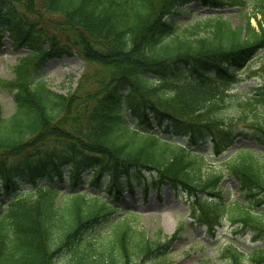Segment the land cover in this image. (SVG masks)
I'll use <instances>...</instances> for the list:
<instances>
[{
  "label": "trees",
  "instance_id": "trees-1",
  "mask_svg": "<svg viewBox=\"0 0 264 264\" xmlns=\"http://www.w3.org/2000/svg\"><path fill=\"white\" fill-rule=\"evenodd\" d=\"M195 1L238 6L244 22L219 12L178 19ZM8 37L29 51L3 81L15 110L0 109V264H172L161 229L123 218L104 231L119 206L102 193L136 187L183 190L212 233L228 220L264 239L254 209L264 202V151L234 147L238 136L264 145V81L229 92L258 54L264 71V0H0V48ZM74 56L84 62L76 87L55 90L47 60ZM208 139L229 151L223 168L243 201L227 199L226 173L205 174L197 147ZM223 251L230 264H264V244Z\"/></svg>",
  "mask_w": 264,
  "mask_h": 264
},
{
  "label": "rangeland",
  "instance_id": "rangeland-1",
  "mask_svg": "<svg viewBox=\"0 0 264 264\" xmlns=\"http://www.w3.org/2000/svg\"><path fill=\"white\" fill-rule=\"evenodd\" d=\"M190 8L195 9L191 16L182 14L177 16L181 21L189 22L202 17L209 10L197 3H192ZM211 11V10H210ZM225 16L231 18L234 25L244 22V15L239 9H225ZM255 23V21H253ZM28 49L17 50L12 47V40H5V45L0 48V109L4 116L11 115L15 110V102L11 91L3 84V81L14 77V66L19 62L23 54L28 53ZM261 54H258L252 61L240 71L238 78L231 84L232 93H251L252 88L261 85L264 81V71L261 70ZM45 69L46 80L57 91L67 93L77 85L83 71V60L80 56L64 57L61 59H49ZM264 105V104H262ZM230 110V109H229ZM230 112V111H228ZM236 129L246 131L250 126L246 123L236 121ZM239 146H249L263 149L255 140H237ZM208 146V144H204ZM227 154V153H226ZM225 154V155H226ZM224 156H217L215 153L207 155L206 171L215 173H226L223 168ZM229 198H236L239 193V184L229 175H225L221 181ZM161 196H157L154 191L147 198L141 200V192L136 189V200L130 198L127 193L126 198H120L117 203L122 207L112 214V220L103 226L104 231L112 228L111 225L123 218L145 228L149 234H156L159 229L163 231L162 239H172L167 257L172 264H230L229 256L224 255L226 245L233 244L243 249H251L263 241H253L252 234L248 232H235L228 221L218 227L217 233L213 235L208 226L204 224L194 214L189 196L183 191L174 192L169 188H164ZM105 197L107 193L103 194ZM110 199L114 200V196ZM260 207V206H259ZM257 207L256 209L258 210ZM261 211H264L260 207ZM183 224L181 230L180 225ZM179 232V236L174 237ZM166 235V236H165ZM244 264H254L247 256Z\"/></svg>",
  "mask_w": 264,
  "mask_h": 264
}]
</instances>
